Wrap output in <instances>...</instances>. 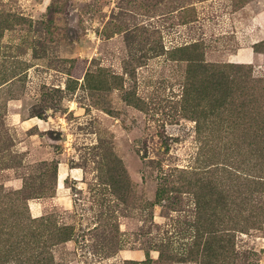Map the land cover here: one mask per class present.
Here are the masks:
<instances>
[{
    "label": "rangeland",
    "instance_id": "rangeland-1",
    "mask_svg": "<svg viewBox=\"0 0 264 264\" xmlns=\"http://www.w3.org/2000/svg\"><path fill=\"white\" fill-rule=\"evenodd\" d=\"M264 0H0V264H264Z\"/></svg>",
    "mask_w": 264,
    "mask_h": 264
},
{
    "label": "crops",
    "instance_id": "crops-1",
    "mask_svg": "<svg viewBox=\"0 0 264 264\" xmlns=\"http://www.w3.org/2000/svg\"><path fill=\"white\" fill-rule=\"evenodd\" d=\"M254 10L255 12L249 20L251 25L248 33L249 38H245L242 47L229 56L228 61L231 63L253 64L256 60L253 45L264 39V6L258 3Z\"/></svg>",
    "mask_w": 264,
    "mask_h": 264
}]
</instances>
